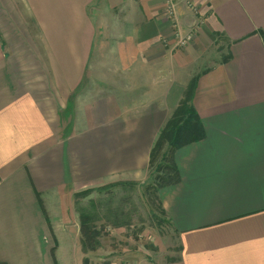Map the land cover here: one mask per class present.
<instances>
[{
	"label": "crops",
	"instance_id": "crops-1",
	"mask_svg": "<svg viewBox=\"0 0 264 264\" xmlns=\"http://www.w3.org/2000/svg\"><path fill=\"white\" fill-rule=\"evenodd\" d=\"M166 2L0 0V264H86L97 249L81 245L74 194L151 181L150 150L194 73L205 135L175 151L180 180L157 191L179 244L169 264H264V0H205L173 60ZM124 4L104 29L127 95L90 86L88 69L102 32L91 8ZM216 36L222 58L182 74ZM167 60L174 77L152 69Z\"/></svg>",
	"mask_w": 264,
	"mask_h": 264
},
{
	"label": "rangeland",
	"instance_id": "rangeland-1",
	"mask_svg": "<svg viewBox=\"0 0 264 264\" xmlns=\"http://www.w3.org/2000/svg\"><path fill=\"white\" fill-rule=\"evenodd\" d=\"M174 1H179L187 7L188 13L176 15L173 11ZM165 6L166 15L171 20L172 26L171 32L161 41L168 51L167 55L172 59L173 54L183 52L187 43L193 41L194 34L192 36L189 34L194 33L195 22L197 25H202L206 17L205 0H167ZM98 8H91L95 22L98 23L97 25L101 24L102 32L101 39L96 41L98 45L91 48L88 69L91 72L95 71L96 78L93 77L89 85L95 84L107 91L127 95L128 92L124 91L125 88L127 89L126 83L131 82L120 74V77L116 76L119 65L115 59V48L107 45V41L111 39L110 35L114 34L110 31L106 32L105 29H112L115 25L124 22L126 10H130L131 7L124 4L111 11L104 5ZM115 21L117 22L114 24ZM215 38L213 47L208 40L202 41L204 43L202 48H206V54L211 55V59L207 57L203 64L199 59L198 66L201 67H196L193 63L186 65L182 68V74L189 75L192 71L195 72L196 68L202 70L213 63L214 59L217 60V57L222 58L223 53L221 54L220 48L216 47L222 44L221 38L218 36ZM197 54L202 55L204 52L200 50ZM168 60L162 64L158 61L154 62L152 69L156 72L166 69L173 73L172 77H174L177 64ZM195 77L196 73L191 79ZM151 171L153 172L152 169ZM145 186L132 182L111 183L89 188L87 193L79 197L74 196L77 215L79 216L78 211L89 215V223L97 238V253L85 257L86 264H169L177 258L179 244L176 235L165 216L157 209L156 201L153 202L150 199L151 195L145 193Z\"/></svg>",
	"mask_w": 264,
	"mask_h": 264
},
{
	"label": "trees",
	"instance_id": "trees-1",
	"mask_svg": "<svg viewBox=\"0 0 264 264\" xmlns=\"http://www.w3.org/2000/svg\"><path fill=\"white\" fill-rule=\"evenodd\" d=\"M196 81L195 77L187 85L183 97L160 129L149 154V168L154 174L144 190L146 194L151 195L150 199L153 202L156 201L157 209L164 216L165 212L157 191L161 187L176 184L180 180L179 169L174 157L175 151L186 144L202 139L205 135L200 116L190 103ZM88 191L85 189L76 192L74 196L79 197ZM78 212L81 245L84 251H94L97 248V238L89 223V215Z\"/></svg>",
	"mask_w": 264,
	"mask_h": 264
}]
</instances>
